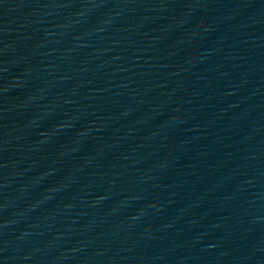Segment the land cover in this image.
<instances>
[{"label": "water", "instance_id": "1", "mask_svg": "<svg viewBox=\"0 0 264 264\" xmlns=\"http://www.w3.org/2000/svg\"><path fill=\"white\" fill-rule=\"evenodd\" d=\"M0 264H264V0H0Z\"/></svg>", "mask_w": 264, "mask_h": 264}]
</instances>
